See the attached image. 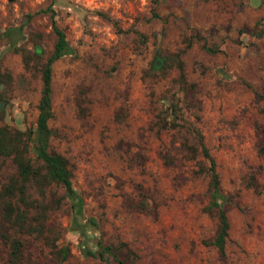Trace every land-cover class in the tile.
<instances>
[{"label": "rangeland", "instance_id": "rangeland-1", "mask_svg": "<svg viewBox=\"0 0 264 264\" xmlns=\"http://www.w3.org/2000/svg\"><path fill=\"white\" fill-rule=\"evenodd\" d=\"M51 2L70 53L51 66L48 148L68 162L84 234L52 183L43 234H22L20 264H113L82 254L96 241L125 243L133 264H264V0H0V71L10 75L0 83V126L35 127L39 63L55 40L42 11ZM34 48L25 68L21 49ZM154 58L162 67H150ZM194 129L230 196L223 256L203 242L216 223L199 170L207 161L179 150L183 140L196 145ZM11 171L0 159V183ZM44 234L68 248L64 260ZM8 251L0 241V264Z\"/></svg>", "mask_w": 264, "mask_h": 264}, {"label": "trees", "instance_id": "trees-1", "mask_svg": "<svg viewBox=\"0 0 264 264\" xmlns=\"http://www.w3.org/2000/svg\"><path fill=\"white\" fill-rule=\"evenodd\" d=\"M42 11L48 12L55 40L51 52L39 63L41 86L36 104L35 127L20 131L0 126V159H9L12 167V171L0 183V241L9 248L7 264H20V252L23 245L22 234L35 233L39 236L43 234L46 210L49 208V205L45 203V190L52 183L60 185L64 189L65 195L71 200L69 205L71 228L81 235L84 234V226L79 220L81 201L72 187L68 162L64 156L48 148V140L52 134L47 126V120L51 117V66L60 56L70 53V47L64 32L55 24L52 2ZM96 14L116 25V21L106 13L96 11ZM2 34H7V32L3 31L0 35ZM203 48L210 52L215 50L204 45ZM37 51L36 48H34L33 53L21 49L25 68H28L33 55H38ZM175 62L179 71L180 90L184 91L183 86L186 83L183 79L182 64L177 58ZM163 64L162 58H154L150 61L151 68H159ZM9 80V73L0 71V83H8ZM169 109L175 115H177L176 111H179L174 103L169 104ZM169 124L174 125L176 123L171 121ZM194 137L196 145L188 144L187 141L183 140L179 145V150L185 159H193L195 155L200 153L207 161L206 166L199 165V170L204 172L208 178L206 208L213 213L216 223L211 240L203 242L214 246L218 255L223 256L228 230L224 206L231 202L230 196L221 191L215 161L204 144L202 135L196 129H194ZM29 148L34 153L33 158L28 155ZM162 157L165 162L171 160L168 153L163 154ZM32 192L36 193L37 196L32 197ZM32 211L34 212L31 213ZM90 224L94 226L93 222ZM43 237L47 239V243L51 247L50 252L59 260H64L68 254V248L66 246L56 248L53 238L47 237L45 234ZM95 246V249H90L83 245L81 247L82 254L111 260L113 264H133L135 259V253L120 241L117 243L96 241Z\"/></svg>", "mask_w": 264, "mask_h": 264}]
</instances>
